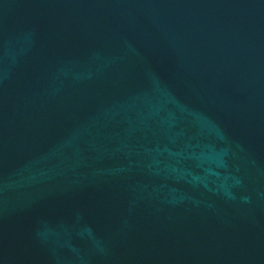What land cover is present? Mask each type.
<instances>
[{"label": "water", "instance_id": "95a60500", "mask_svg": "<svg viewBox=\"0 0 264 264\" xmlns=\"http://www.w3.org/2000/svg\"><path fill=\"white\" fill-rule=\"evenodd\" d=\"M0 264H264V0H0Z\"/></svg>", "mask_w": 264, "mask_h": 264}]
</instances>
